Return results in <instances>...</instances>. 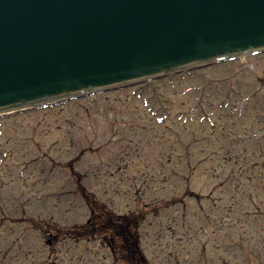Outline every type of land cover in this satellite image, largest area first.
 Here are the masks:
<instances>
[{
  "label": "rangeland",
  "instance_id": "obj_1",
  "mask_svg": "<svg viewBox=\"0 0 264 264\" xmlns=\"http://www.w3.org/2000/svg\"><path fill=\"white\" fill-rule=\"evenodd\" d=\"M230 88L237 101L250 96L252 103L248 101L245 104L247 117L242 121L222 118L225 112L219 113L220 135H212L207 125L180 122L174 115L173 120L158 124L156 117L153 119L144 108V99H148L149 104L159 111L158 116L162 114L161 109L168 108L171 102L175 115L200 105L203 99L218 106L228 96ZM134 91L141 93L142 98L134 96ZM254 93H257L256 96ZM207 111H210L209 108ZM225 125L232 130L230 134ZM260 129L263 130L261 135H264V55L248 57L246 62L240 59L200 69L190 75L166 77L163 81L147 82L146 86L137 85L1 118L0 132L3 134L0 135V152H9V157L0 165V224L4 221L8 229L3 230L6 232L0 238V264H26L25 254L32 249L35 252V247L44 253L46 259L50 256V259L59 262L57 254L51 253L41 234L31 228H53L54 224L55 228H70L75 223H84L89 217L83 197L74 192L75 181L70 179L69 170L64 168V162L70 160L73 161V169L84 177L86 189L97 192L102 200L109 202L112 192L117 190L115 210L121 214L133 210L137 204L134 201L157 202L158 209L160 202L172 204L175 198L186 192L182 198L188 207L189 212H184L187 217L181 205L177 206V211L176 207H172L162 212L159 220L153 219L155 209L149 210L141 233L144 236L142 245L151 264H264V140L261 142L264 136L247 141L248 144L254 141L247 148L241 145L233 150L228 149V143L223 139L218 140L223 135L235 140ZM222 142L225 144L222 145ZM69 147L72 151L66 153ZM138 147L144 158L139 154L132 168L124 169L120 175L124 179H143H131L130 184L126 181L114 188L117 182L112 185L113 180L105 178L110 176V172L116 173L117 169L104 167L117 155L126 157L128 151L135 155ZM222 148L229 154L223 156L225 151ZM232 151L231 154L239 158L232 160L231 167L226 161L227 158L231 160ZM217 152L220 154L215 156ZM2 156L0 153V158ZM235 160L238 161L236 166ZM245 161L246 174H237L235 182H228L214 190L215 185L227 178L229 169L235 166L234 170L238 173ZM27 163L29 168L23 169L22 165ZM145 163L150 167L145 168ZM220 165L221 168L226 165V170H220L221 176L216 179L214 168ZM54 167V172H51ZM22 172L24 181L20 178ZM178 172H182L180 177L187 180L174 176ZM144 178L157 184L144 185ZM39 179L48 180L49 184L36 186L33 182ZM24 182L27 184L24 185ZM235 184L246 193L253 191L258 194L256 202H242V206H237V210L229 215L231 223L227 228L211 226L216 216L211 211V201L209 205L202 201L209 209L200 212L198 203L189 197V192L203 197L208 195V198L211 192H216L215 197L218 198L227 193L231 195L235 189L232 185ZM63 190H71L73 195H64ZM54 193H57L56 197ZM224 217L228 218L227 215ZM22 230L26 242L21 246L23 255L19 263L17 237ZM74 247L70 245L67 248L70 257L79 255ZM106 249L100 243H94L86 253V263H100L102 256L109 252ZM1 252L8 254V258L2 259ZM70 257L65 258L67 264L71 261ZM60 264L66 263L61 260ZM105 264L111 263L108 261Z\"/></svg>",
  "mask_w": 264,
  "mask_h": 264
},
{
  "label": "water",
  "instance_id": "obj_2",
  "mask_svg": "<svg viewBox=\"0 0 264 264\" xmlns=\"http://www.w3.org/2000/svg\"><path fill=\"white\" fill-rule=\"evenodd\" d=\"M264 50V0H0V114Z\"/></svg>",
  "mask_w": 264,
  "mask_h": 264
},
{
  "label": "flooded vegetation",
  "instance_id": "obj_3",
  "mask_svg": "<svg viewBox=\"0 0 264 264\" xmlns=\"http://www.w3.org/2000/svg\"><path fill=\"white\" fill-rule=\"evenodd\" d=\"M232 199H235V197L240 196V194L238 193H234L232 194ZM95 210L93 211V214L95 215ZM97 215L100 216L101 221L97 224L96 227L94 228H72V229H66L64 232L66 234H64L62 237H59V235L56 234L55 231H53L52 229H48L46 230V234L51 236V239L48 240L47 242L49 243L50 247L52 249L56 248H64V255L69 256V250H67V248L70 247L72 240H74V244L76 247H74V249L79 252L78 256H73L70 257L73 260V264H87L85 261V256L86 253L88 252V249L85 248L84 250H82L83 247H85V245H87L88 243H101V246L103 249H106V246L109 245L110 248L108 247L107 249L109 250L108 253L104 254L102 256V261L98 264H105L106 262H110L111 264H119L123 261H125V259L129 260L130 262H132L133 264H135L136 261L140 260H144V258L140 257H132V259L130 258L131 255V249L129 246V240H131L134 236L132 235H127V241L126 242L123 238L120 239V236L118 235V231L116 226L114 225L112 228H106V226L104 225V222L107 218V216L109 215V212L107 211V209L105 208V213L104 214H98ZM112 223L116 224L115 221L113 220ZM89 224L93 225V218L89 221ZM101 227V228H99ZM106 229V230H105ZM88 230L91 232L90 235H88ZM128 230L132 233H134V229L133 227L128 228ZM23 238L20 237L19 238V242L20 243H25V241L22 240ZM131 243V242H130ZM23 244H20V246H22ZM79 247V248H77ZM106 249V250H107ZM53 254L58 253L57 251H52ZM75 253V254H76ZM109 258V259H108ZM28 261V263L30 264H39V260L37 255H32L31 259H29V257H27L26 259ZM63 261L62 259L58 258L57 262L58 264H60V261ZM72 260L69 262V264L72 263ZM55 264V262L53 263Z\"/></svg>",
  "mask_w": 264,
  "mask_h": 264
},
{
  "label": "trees",
  "instance_id": "obj_4",
  "mask_svg": "<svg viewBox=\"0 0 264 264\" xmlns=\"http://www.w3.org/2000/svg\"><path fill=\"white\" fill-rule=\"evenodd\" d=\"M88 196L89 195H87L86 194V197L88 198ZM104 214L105 213V210H103V209H100V211H99V213L98 214ZM114 219L112 218V216L111 215H108L107 216V218H106V220H105V222H104V225L106 226V228H112L114 225L116 226V228H117V231H118V235L120 236V237H123V239L126 241V242H128L127 241V235H132L133 234V238H132V243H130L129 242V246H130V249H131V251L133 252V253H136V255H137V258L139 257V254H140V252H139V241H138V239H137V237H136V234L137 233H132V232H130L129 230H128V228H129V226L130 227H133V228H138L139 227V221H137V222H135V220L133 219V217H126V218H120V219H117V221L115 220V223L116 224H114V223H111V221H113ZM101 221V219H100V216L99 215H97V219H96V224H98L99 222ZM91 227V226H90ZM89 227V228H90ZM96 227V226H95ZM94 228V227H93ZM99 228H101V227H99ZM106 230V229H105ZM90 231L88 230V235H90ZM129 259H131V256H130V258Z\"/></svg>",
  "mask_w": 264,
  "mask_h": 264
}]
</instances>
